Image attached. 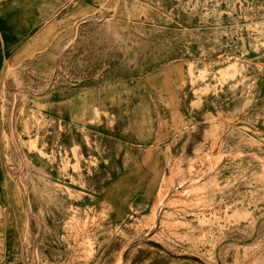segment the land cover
Returning <instances> with one entry per match:
<instances>
[{
    "label": "rangeland",
    "instance_id": "obj_1",
    "mask_svg": "<svg viewBox=\"0 0 264 264\" xmlns=\"http://www.w3.org/2000/svg\"><path fill=\"white\" fill-rule=\"evenodd\" d=\"M7 1L0 264H264V0Z\"/></svg>",
    "mask_w": 264,
    "mask_h": 264
},
{
    "label": "crops",
    "instance_id": "obj_2",
    "mask_svg": "<svg viewBox=\"0 0 264 264\" xmlns=\"http://www.w3.org/2000/svg\"><path fill=\"white\" fill-rule=\"evenodd\" d=\"M8 0L5 3H8ZM56 5L52 6V2L49 1L48 7H60L64 4V0H55ZM6 21V22H5ZM18 21V19H17ZM19 30L14 28V17L9 18V16L0 17V70L3 68L2 57L6 54L9 57L16 58L19 53ZM6 51V53H5ZM151 260H146L147 264H152ZM156 264H189L185 262H177L175 260H157Z\"/></svg>",
    "mask_w": 264,
    "mask_h": 264
}]
</instances>
